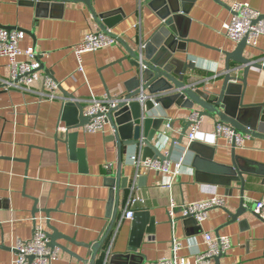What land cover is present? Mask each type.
<instances>
[{"label": "crops", "instance_id": "1", "mask_svg": "<svg viewBox=\"0 0 264 264\" xmlns=\"http://www.w3.org/2000/svg\"><path fill=\"white\" fill-rule=\"evenodd\" d=\"M219 1L225 5L214 0H197L188 14L191 22L186 30L192 41L186 54H174L177 59L195 65L187 71L188 84L207 91L221 90L223 52H231L237 46L222 35L224 24L232 19L231 7L241 2L264 15V0ZM94 4L99 14L108 11L111 18H120L110 32L131 48L142 47L154 38L166 41L161 33L164 22L145 3L100 0ZM0 24L33 33L34 37L26 34L21 51L33 50L59 88L75 95L84 109L93 98L124 96L126 82L136 76L120 43L84 53L81 60L76 56L75 48L87 34L101 32L84 4L66 3L64 8H55L47 16L39 17L34 6L0 0ZM244 53L264 66V37L259 38L255 49L248 47ZM20 59L28 60L26 56ZM9 65V59L0 57V264H15L17 243L31 241L36 225L52 233L48 223L64 236L57 242L65 251L54 249L56 259L52 264H108L111 256L128 252L133 220H124L120 227L118 224L131 194L142 200L134 210L149 212L155 230L145 236L138 260L131 264L172 259L174 237L181 245L177 258L194 264L196 256L207 251L203 232L215 240L219 237L231 240L229 251L220 259H212L210 264H264V220L253 210L254 204L264 199L263 178L245 174L244 186L240 182L225 186L199 180L192 167L193 154L186 150L185 134L168 162L175 172L176 164L184 161L174 180L173 176L151 171L141 176L145 180L140 184V179L135 178L136 170L127 161L136 148H129L124 154L120 170V153L117 144L110 140L114 134L109 126L104 135L80 132L77 146L83 151L81 162L79 154L72 156L65 145L57 142V135L61 139L65 136L61 117L63 94L58 89V98L42 97L43 81L29 92L5 88L3 83L12 78ZM250 70L244 103L260 104L264 102V70ZM46 72L39 73L46 77ZM238 76L242 77L243 71ZM156 96L167 100L156 104L153 116H163L165 122H172V130L166 137L159 133L161 142L166 143L160 149L167 156L172 140L182 135L194 111L171 102L172 95L167 93ZM215 123L211 118H202L195 141L215 148V161L229 165L233 145L224 138H214ZM236 154L262 165L264 141L250 139L244 148H236ZM108 164L113 165V170L106 168ZM119 173L121 178H130L128 186H122ZM212 197L223 198L225 206L211 210L201 227L186 222L179 209L171 220L172 204L181 207ZM242 201L249 212L234 222L226 211L236 214Z\"/></svg>", "mask_w": 264, "mask_h": 264}, {"label": "water", "instance_id": "2", "mask_svg": "<svg viewBox=\"0 0 264 264\" xmlns=\"http://www.w3.org/2000/svg\"><path fill=\"white\" fill-rule=\"evenodd\" d=\"M29 6L36 7L39 17L47 16L49 11L55 8H64L66 3L84 4L92 15L93 21L105 34L117 39L127 52V60H130L131 68L134 69L136 76L126 82L127 93L122 96L120 104L114 108L109 118L116 127V133L110 140L117 144L120 158V170L123 166V156L132 147L142 148V160H162L171 161V155L176 144H182L186 132L191 128L193 122H187L186 128L178 139L172 140V145L166 156L158 147L161 140L159 133L164 126L165 117L153 116L156 104L165 102L167 99L157 97L160 93L172 95L171 102L188 110H193L198 114V118H211L216 123L230 125L236 133L248 134L254 140L264 141V102L260 104H245L244 98L248 86V76L250 69L264 70V66L259 62L253 61L245 56L248 48L247 39L239 43L231 52L224 51L225 64L223 69V82L220 91L203 90L188 84L186 80L187 71L194 69L192 62L186 63L175 57L176 52L186 54V47L190 40L186 30L191 19L188 14L197 0H139L145 3L148 9L156 13L158 18L164 22L165 42L151 40L142 47L136 49L128 46L121 38H117L110 30L119 21V17L111 18L108 11L98 13L95 9V2L100 0H17ZM220 5H225L219 0H214ZM264 17V15H263ZM0 28L13 31L18 30L25 34L32 35V32L0 24ZM34 37V36H33ZM157 41V42H156ZM37 58L40 67L38 72L45 71L44 64ZM239 77L238 74L242 73ZM47 76H52L45 73ZM65 99L62 107V122L65 127L63 139L57 135V142L67 147L72 156L79 154V160L83 162V151L78 149L77 138L84 127L89 123L90 117L85 115L84 107L76 101L75 95L63 91L59 88ZM174 95V96H173ZM110 97V95H108ZM215 123V124H216ZM193 154L192 167L196 171V176L203 182L230 185L232 182L245 183V174L263 178L264 183V164H259L247 158H242L236 154V147L233 144L231 151V164L222 165L215 161V148L201 146L194 141L189 147ZM122 186L129 184L130 178H121ZM140 177L139 183L144 182ZM112 203V202H111ZM111 212V208L109 209ZM232 220L238 221L248 213L244 208V202L236 214L226 211ZM49 216L48 211L45 212ZM258 216V215H257ZM259 217V216H258ZM183 219L188 223H197L192 217ZM259 219L263 221L260 217ZM49 222V221H48ZM264 223V221H263ZM46 231L49 239L48 248L50 250L64 248L58 244L57 240L64 236L56 228L48 223ZM131 237L128 245V252L122 255L115 254L110 257L108 264H131L138 260L137 253L141 249L143 239L147 234H154V219L147 211H136L131 226ZM89 249V245H81ZM77 259L74 253L67 252ZM221 256L217 257L220 259ZM140 261L141 258H140Z\"/></svg>", "mask_w": 264, "mask_h": 264}, {"label": "built area", "instance_id": "3", "mask_svg": "<svg viewBox=\"0 0 264 264\" xmlns=\"http://www.w3.org/2000/svg\"><path fill=\"white\" fill-rule=\"evenodd\" d=\"M231 20L224 24L222 35L228 40L238 45L242 40L247 39V46L255 49L257 47L259 38L264 37V17L261 12L252 9L248 4L235 3L231 7ZM26 34L24 32L13 30L7 31L0 28V57L9 59V67L11 71L10 82H4L3 86L7 89H17L23 92H29L33 86L38 82L43 81V90L40 92L42 97L48 99H56V91L59 89L58 82L52 76L44 77L38 72L40 67L37 62V55L33 50H27L22 52L20 44L24 40ZM119 41L104 32H95L87 34L84 37V41L75 48V54L81 60V55L84 53H94L101 49L109 48L114 45H118ZM21 56H26L28 60L22 61ZM81 70V69H80ZM120 98L104 97L103 99L93 98L85 106V115L91 119L89 123L84 127V133L88 134H106L107 127H111L112 133L115 135L116 127L111 123L109 118L110 112L116 108L122 101ZM193 122L189 132L186 133V140L188 142L187 149L192 142L197 138L200 131L201 119L198 118V114L194 113L190 119ZM170 122L164 121V127L161 129V136L166 137L168 132L172 130ZM165 135V136H164ZM214 138H224L229 141L236 148L242 149L245 143L252 139L248 134L236 133L230 125L222 123H216ZM162 140V139H160ZM166 143L160 142L159 148L165 146ZM136 148L135 151L127 158L128 163L136 170L135 178L138 180L140 177L148 172H159L165 176H174L179 173L183 162L176 164L175 172L170 170V164L167 161L146 159L142 160V148ZM108 170H113V165L108 164L106 167ZM173 182V181H172ZM171 187V184L167 185ZM130 200L126 209L123 211V216L119 220L120 227L124 220H133L135 216L134 207L142 200L138 199L133 194L130 195ZM225 206V200L220 197H212L210 200L193 202L189 204H183L181 207H177L172 204L169 209V215L171 220L175 219L177 209L180 210L184 218L192 217L201 227L208 219V215L213 209H223ZM254 212L264 220V199L263 201L256 202L253 208ZM34 236L31 241H19L14 249L17 253V259L15 264H52L56 259L55 250L48 248V235L41 226H35ZM204 244L207 247V251L196 256L194 264H210L212 259L226 254L231 245L230 238L219 237L216 240L213 239L210 234L203 232ZM173 258H163L153 264H190L184 259H178L177 253L181 250L180 242L177 238H173L172 242Z\"/></svg>", "mask_w": 264, "mask_h": 264}]
</instances>
